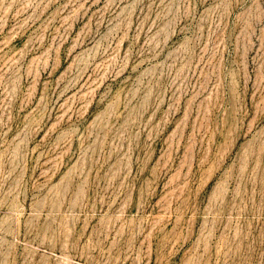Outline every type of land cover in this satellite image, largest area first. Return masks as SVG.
Masks as SVG:
<instances>
[{
    "label": "rangeland",
    "instance_id": "rangeland-1",
    "mask_svg": "<svg viewBox=\"0 0 264 264\" xmlns=\"http://www.w3.org/2000/svg\"><path fill=\"white\" fill-rule=\"evenodd\" d=\"M0 264H264V0H0Z\"/></svg>",
    "mask_w": 264,
    "mask_h": 264
}]
</instances>
